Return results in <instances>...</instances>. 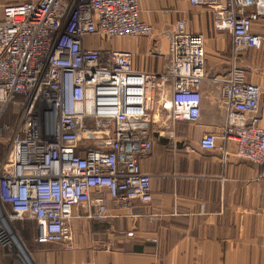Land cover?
<instances>
[{"label":"built area","instance_id":"built-area-1","mask_svg":"<svg viewBox=\"0 0 264 264\" xmlns=\"http://www.w3.org/2000/svg\"><path fill=\"white\" fill-rule=\"evenodd\" d=\"M211 13L215 29L231 37L232 67L211 81L225 103L222 145L213 134L204 151L235 155L264 167V128L257 111L261 89L243 80L239 54L260 48L253 26L264 0H188ZM138 0H38L4 6L0 20V111L20 98L17 126L0 160V244L18 245L13 222H35L36 241L75 249L70 221L103 222L151 199L140 159L152 149L154 115L195 123L206 76L204 38L178 20L167 33L169 62L160 73L134 68L129 51L93 48L88 38H153L140 20ZM113 208H108V203ZM75 208L82 214L74 216ZM127 238L134 236L126 232Z\"/></svg>","mask_w":264,"mask_h":264},{"label":"crops","instance_id":"crops-1","mask_svg":"<svg viewBox=\"0 0 264 264\" xmlns=\"http://www.w3.org/2000/svg\"><path fill=\"white\" fill-rule=\"evenodd\" d=\"M36 1L0 0V20L4 6ZM138 1L140 20L154 28L153 38H88L89 45L129 51L136 70L160 73L169 62L167 33L176 21H185L188 32L204 38L208 80L202 84L199 119L192 124L163 112L154 115L152 149L139 162L150 176L149 202H134L130 212L103 222L72 219L73 251L38 243L34 221H14L18 245L0 244V264H264V167L237 157L233 143L226 144L225 154L199 146L205 134L222 145L226 106L209 80L229 73L231 37L214 28L207 8L192 7L188 0ZM253 31L262 37L261 46L242 51L235 67L244 81L261 89L256 115L264 128V18ZM16 101L0 111V125L17 126L20 98ZM7 145L8 136L0 140V160ZM108 208H113L110 202ZM126 232L134 236L127 238Z\"/></svg>","mask_w":264,"mask_h":264},{"label":"bare ground","instance_id":"bare-ground-1","mask_svg":"<svg viewBox=\"0 0 264 264\" xmlns=\"http://www.w3.org/2000/svg\"><path fill=\"white\" fill-rule=\"evenodd\" d=\"M155 116H157V114H155ZM158 116H159V115H158ZM158 116H157V117H158ZM158 121H159V120H158Z\"/></svg>","mask_w":264,"mask_h":264},{"label":"rangeland","instance_id":"rangeland-1","mask_svg":"<svg viewBox=\"0 0 264 264\" xmlns=\"http://www.w3.org/2000/svg\"><path fill=\"white\" fill-rule=\"evenodd\" d=\"M156 119V118H155Z\"/></svg>","mask_w":264,"mask_h":264}]
</instances>
